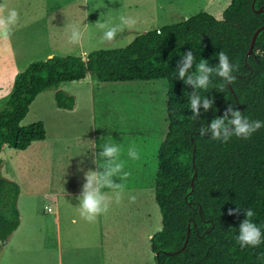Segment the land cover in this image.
Segmentation results:
<instances>
[{
    "label": "trees",
    "instance_id": "obj_1",
    "mask_svg": "<svg viewBox=\"0 0 264 264\" xmlns=\"http://www.w3.org/2000/svg\"><path fill=\"white\" fill-rule=\"evenodd\" d=\"M263 24L264 0H231L219 18L201 11L138 34L124 48L91 52L87 60L54 55L32 62L16 75L0 112V152L4 145L25 150L46 139L42 122H21L48 89L88 74L102 82L165 80L168 130L158 151L154 188L161 229L150 240L156 264H264V242L241 248L235 239L243 212L228 215L230 209L251 208L264 233V127L246 140L233 136L227 143L199 131L230 104L249 120L264 121V29L247 57L251 38ZM189 50L197 63L204 59L215 65L216 53L223 51L239 65L231 85L221 89V79L213 76L207 91L198 90L214 97V105L206 113L201 109L197 119L189 105L193 89L175 78L177 61ZM55 99L59 109L75 108V98L60 90ZM20 192L17 182L0 176V247L20 225Z\"/></svg>",
    "mask_w": 264,
    "mask_h": 264
},
{
    "label": "rangeland",
    "instance_id": "obj_2",
    "mask_svg": "<svg viewBox=\"0 0 264 264\" xmlns=\"http://www.w3.org/2000/svg\"><path fill=\"white\" fill-rule=\"evenodd\" d=\"M230 1L0 0V3H5L10 8H16L19 12V22L13 30L14 35L11 41H0V112L6 106L13 90L16 75L26 69L30 63L45 60L46 54L49 52L61 57L78 56L87 60V55L91 52L124 48L131 43L136 35L144 33V31L160 29L181 22L201 11L211 13L219 18ZM121 15L133 16L137 19V23L118 32L114 42L101 43L102 33L96 28L95 22L98 19H111L114 24L119 23ZM74 23L80 24L83 32V39L79 45L69 44L67 40V26ZM92 78L95 83L101 85L100 88H97L98 90L96 89L97 91L94 89L95 100L99 102L95 119H92L89 104V90L93 86ZM113 89L119 90L111 91ZM132 89L133 93L130 94ZM58 90L74 98L77 97L79 107L76 113L67 114L66 111H58L60 109L57 107L55 99ZM167 92L168 83L165 80L105 83L90 74L84 81L63 83L58 88H51L40 93L30 105L21 124L28 126L42 122L46 128L48 140H56V128L58 129L59 124L65 127L63 129L65 135L70 134L72 124L79 127L77 132L80 135L91 132L95 124L97 147L104 142L117 144L122 148V156L127 155L130 146H134L138 153L142 149L146 158L147 156L151 158V164L148 167L150 169L154 165L155 178L158 149L168 130ZM117 127L119 128L118 135L116 132L113 133ZM109 133L111 135L107 136ZM66 142H68V146L70 143L75 145H85L86 143L83 139L77 142L66 140L61 142L63 147H66ZM37 146L36 144L33 149H36ZM21 152L22 150L9 149L8 147L0 153V176L16 179L22 183L26 192L30 188L41 191L40 186L44 184L53 186L59 175L55 173L54 164L50 167V171L38 172L41 165L40 160L45 158L33 151H28L27 157L20 159L21 156H25ZM11 156L13 159L10 158ZM125 157L128 159L127 156ZM10 167L16 168L15 175L5 174V170L10 173ZM73 168L70 162H65L64 175L71 176ZM144 185L147 186L146 183ZM148 197L151 203L146 204L143 200L144 215L141 222L142 264H156L155 259L148 260L151 249L146 234L149 231L160 230L161 214L154 199V189L150 185ZM146 212L149 215L146 216ZM121 224L125 223L121 221L119 225ZM52 257L49 264H57L54 256Z\"/></svg>",
    "mask_w": 264,
    "mask_h": 264
},
{
    "label": "crops",
    "instance_id": "obj_3",
    "mask_svg": "<svg viewBox=\"0 0 264 264\" xmlns=\"http://www.w3.org/2000/svg\"><path fill=\"white\" fill-rule=\"evenodd\" d=\"M52 56L54 54L49 52L46 54V59ZM89 75L80 81H84ZM92 79L93 86L89 90V104L92 119H95L99 102L95 100L94 89L100 88L101 85L95 83L94 78ZM116 90L119 89L111 91ZM132 91L133 89L130 94L133 93ZM75 98L76 105L73 110L60 109L58 111H66L67 114L76 113L79 106L77 97L75 96ZM64 128L62 124L58 125L56 140H48L46 131V139L33 142L27 149L22 150L21 153L25 156L20 157V159H25L28 151H33V153L44 157L45 159L40 160L41 165L38 172L50 171V167L54 164L55 173L59 175L56 177L53 186L44 184L40 186L41 191L30 188L26 192L22 183L7 177L20 185L18 208L21 220L18 229L0 247V264H49L52 256H54L57 264H142L143 200L146 204L150 202L148 197L149 185L153 189L155 188L154 165L150 169L148 167L151 164V158L148 156L146 158L142 149L138 153L140 157L138 160H132L125 155L128 157L127 159L121 154V159L123 158L125 163V171L129 173L127 179L123 181L125 191L122 193L121 201L117 204L113 197L109 211L99 216L95 223H88L77 212L79 201L76 197L85 182L84 172L96 168V165L92 163L95 158L94 152L102 150L93 149V144L96 145L97 143V128L94 124L91 132L89 131L84 135L78 134L79 127L75 124L71 125L68 135L63 133ZM118 129V127L114 129L113 133L116 132L118 135ZM110 135L109 133L107 136ZM82 139L86 141L85 145L70 143L68 146V142H66V147H63L61 144L62 141L66 140L77 142ZM36 144L38 145L37 148L33 149ZM7 148L8 146L4 145L0 153ZM10 158L13 159L12 156ZM65 162H70L74 167L71 170V176L64 175ZM9 170L10 173L5 170V174L8 176L15 175V167H10ZM114 182L118 183L119 181L115 180ZM31 190L33 191L30 192ZM104 191L109 196L113 195L108 189ZM130 195L136 197L134 202L129 201ZM145 214L146 216L149 215L147 212ZM121 221L125 224L119 225ZM158 230L149 231L146 234L149 245L152 236ZM151 259H154L152 251L148 255V260L151 261Z\"/></svg>",
    "mask_w": 264,
    "mask_h": 264
},
{
    "label": "clouds",
    "instance_id": "obj_4",
    "mask_svg": "<svg viewBox=\"0 0 264 264\" xmlns=\"http://www.w3.org/2000/svg\"><path fill=\"white\" fill-rule=\"evenodd\" d=\"M19 22V12L16 8H10L5 3H0V41L10 42L14 35V28ZM137 19L129 15L119 16V23H113L111 19L95 22L97 29L101 31V43L110 44L115 41L118 32L126 27H132ZM67 40L69 44L79 45L83 39V32L80 24L67 26ZM157 35H163L157 31ZM218 63L209 64L207 60L201 59L198 63L191 50L185 52L177 61L175 78L190 86L193 91L189 95V105L192 119H197L204 113L213 109L214 97L208 98L199 94L198 90L207 91L212 85L213 76L221 79L220 88L231 85L236 77L233 75L238 71L239 65L230 62L228 55L219 51L216 53ZM264 127V121L249 120L234 105H228L221 116L214 117L208 126L200 128V135L210 134L212 140L227 143L233 136L248 139L254 132ZM102 149L94 152L92 163L96 165L95 170L89 169L84 172V183L76 199L79 201L77 212L79 216L88 223H95L97 218L109 211L110 205L114 202L119 204L122 193L125 191L123 181L129 173L125 171V163L121 159L122 148L114 143H104L99 147L93 144V149ZM127 156L132 160H138L139 154L134 146L127 150ZM118 180L119 182H114ZM108 189L113 194L109 196L104 190ZM135 196L130 195L129 201L134 202ZM243 212L244 219L240 222L238 233L235 236L241 248L258 247L264 242V233L261 227L253 221L255 213L251 208L230 209L228 215H235Z\"/></svg>",
    "mask_w": 264,
    "mask_h": 264
},
{
    "label": "water",
    "instance_id": "obj_5",
    "mask_svg": "<svg viewBox=\"0 0 264 264\" xmlns=\"http://www.w3.org/2000/svg\"><path fill=\"white\" fill-rule=\"evenodd\" d=\"M254 6V4H252V7ZM257 12H262V9H259L257 10ZM264 29V24L262 26H260L259 28H257L251 38V42H250V48H249V51H248V54H247V57L248 56H251L253 54V48H254V45H255V41L257 39V36L259 35V33ZM186 244V243H185Z\"/></svg>",
    "mask_w": 264,
    "mask_h": 264
},
{
    "label": "bare ground",
    "instance_id": "obj_6",
    "mask_svg": "<svg viewBox=\"0 0 264 264\" xmlns=\"http://www.w3.org/2000/svg\"><path fill=\"white\" fill-rule=\"evenodd\" d=\"M134 91H135V90H134ZM132 92H133V91H132ZM135 92H139V91H135ZM139 93H141V92H139ZM147 93H148V92H147ZM139 96H140V95H139ZM141 96H143V95H141ZM141 96H140V97H141ZM143 98H144V97H143Z\"/></svg>",
    "mask_w": 264,
    "mask_h": 264
}]
</instances>
